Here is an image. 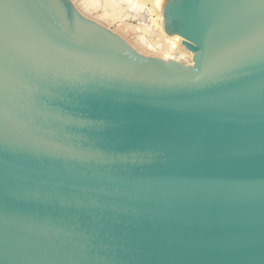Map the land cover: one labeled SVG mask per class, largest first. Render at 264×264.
<instances>
[{
    "label": "water",
    "instance_id": "water-1",
    "mask_svg": "<svg viewBox=\"0 0 264 264\" xmlns=\"http://www.w3.org/2000/svg\"><path fill=\"white\" fill-rule=\"evenodd\" d=\"M163 17L192 66L0 0V264H264V0Z\"/></svg>",
    "mask_w": 264,
    "mask_h": 264
},
{
    "label": "bare ground",
    "instance_id": "bare-ground-1",
    "mask_svg": "<svg viewBox=\"0 0 264 264\" xmlns=\"http://www.w3.org/2000/svg\"><path fill=\"white\" fill-rule=\"evenodd\" d=\"M166 1L71 0L83 17L110 30L139 54L192 66L193 54L182 45L183 38L165 32L163 9Z\"/></svg>",
    "mask_w": 264,
    "mask_h": 264
},
{
    "label": "rangeland",
    "instance_id": "rangeland-1",
    "mask_svg": "<svg viewBox=\"0 0 264 264\" xmlns=\"http://www.w3.org/2000/svg\"><path fill=\"white\" fill-rule=\"evenodd\" d=\"M129 21H130L131 23L135 24V22H132V20L129 19ZM110 27H112V29L114 28L113 26H110ZM145 57H147V56H145Z\"/></svg>",
    "mask_w": 264,
    "mask_h": 264
},
{
    "label": "snow or ice",
    "instance_id": "snow-or-ice-1",
    "mask_svg": "<svg viewBox=\"0 0 264 264\" xmlns=\"http://www.w3.org/2000/svg\"><path fill=\"white\" fill-rule=\"evenodd\" d=\"M5 7H9L8 5H5Z\"/></svg>",
    "mask_w": 264,
    "mask_h": 264
}]
</instances>
